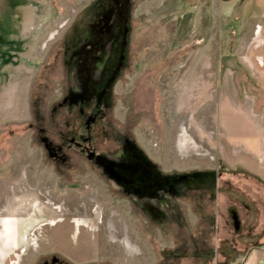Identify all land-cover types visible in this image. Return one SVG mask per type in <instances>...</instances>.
Here are the masks:
<instances>
[{"label": "rangeland", "instance_id": "rangeland-1", "mask_svg": "<svg viewBox=\"0 0 264 264\" xmlns=\"http://www.w3.org/2000/svg\"><path fill=\"white\" fill-rule=\"evenodd\" d=\"M97 1L0 0V213L32 239L2 264H242L264 247V182L234 165L264 123V1L131 0L126 61L87 128L67 60ZM133 146L160 176L211 178L128 195L96 157Z\"/></svg>", "mask_w": 264, "mask_h": 264}, {"label": "flooded vegetation", "instance_id": "flooded-vegetation-1", "mask_svg": "<svg viewBox=\"0 0 264 264\" xmlns=\"http://www.w3.org/2000/svg\"><path fill=\"white\" fill-rule=\"evenodd\" d=\"M131 0H98L96 11L86 29L87 36L80 46H73L71 57L67 60L70 72L78 85V91H70L65 104L77 107L80 114L85 115V110L93 105L90 115L86 117V127L90 126L103 114L107 107L111 89L117 81L124 63L125 52L130 34ZM259 62V61H258ZM261 65V63L259 62ZM135 152H134V151ZM133 146L130 152L126 151L124 157L108 158L96 157V162L107 176L112 179L117 187L124 193H134L138 198L156 200L163 194L171 193L178 188L182 190V184H199L211 177H181V179H169L157 174L150 161L140 153H136ZM90 157L94 155L91 153ZM56 155V154H52ZM6 209L0 213V264L5 263L9 256H17L16 252L23 246L32 245V239H26L19 234L18 225ZM234 220L240 228V219L234 213ZM10 227H9V226ZM5 227V228H4ZM9 228V230H7ZM10 236L4 243L3 237ZM5 258V260H3Z\"/></svg>", "mask_w": 264, "mask_h": 264}, {"label": "crops", "instance_id": "crops-1", "mask_svg": "<svg viewBox=\"0 0 264 264\" xmlns=\"http://www.w3.org/2000/svg\"><path fill=\"white\" fill-rule=\"evenodd\" d=\"M258 61L263 66V61L260 59ZM245 130L247 133L240 138L239 159L235 160L234 165L245 168L264 182V123L249 126ZM241 262L242 264H264V247L251 250Z\"/></svg>", "mask_w": 264, "mask_h": 264}, {"label": "bare ground", "instance_id": "bare-ground-1", "mask_svg": "<svg viewBox=\"0 0 264 264\" xmlns=\"http://www.w3.org/2000/svg\"><path fill=\"white\" fill-rule=\"evenodd\" d=\"M8 226H9V225H8ZM10 226H11V225H10ZM10 226H9V227H10ZM7 230H9V228H8Z\"/></svg>", "mask_w": 264, "mask_h": 264}]
</instances>
